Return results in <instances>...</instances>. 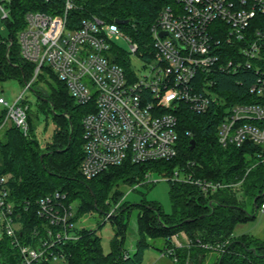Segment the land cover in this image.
<instances>
[{
	"label": "built area",
	"instance_id": "1",
	"mask_svg": "<svg viewBox=\"0 0 264 264\" xmlns=\"http://www.w3.org/2000/svg\"><path fill=\"white\" fill-rule=\"evenodd\" d=\"M10 1L0 0L2 18L9 14ZM62 3L60 12L54 14L26 12L17 38L21 56L35 63L32 79L47 66L64 82L76 103L91 107L81 118L83 157L79 170L84 177H93L126 161L140 163L176 157V111L180 103L195 112L223 103L214 90V72L241 68L257 74L248 88L256 98L229 107L218 125L217 140L223 146L250 144L251 156L264 160V0L167 3L148 29L147 54L116 21L92 15L68 27V14L76 4L74 0ZM175 5L178 8H173ZM161 31H167L174 39L160 35ZM118 36L128 42L129 52L143 59V68L149 64L147 73L138 74L130 63L127 69L114 60L119 48L112 38ZM31 80L24 86L29 87ZM0 104L5 110L0 128L8 120L26 135L29 126L22 93L10 103L0 96ZM172 173L174 178L170 180L194 185L202 193L241 182L223 183L184 173L177 167ZM28 204L26 201L24 209ZM117 206L110 208L106 217ZM258 209L263 211L264 203ZM33 215L38 221L27 233L22 232L7 176L0 175V234L9 238L19 255L18 264H56L64 260V244L78 238L73 203L67 201V194L56 190L37 198ZM170 241L166 252L176 260L174 249L181 244L173 238ZM201 245L222 249L221 244Z\"/></svg>",
	"mask_w": 264,
	"mask_h": 264
},
{
	"label": "trees",
	"instance_id": "2",
	"mask_svg": "<svg viewBox=\"0 0 264 264\" xmlns=\"http://www.w3.org/2000/svg\"><path fill=\"white\" fill-rule=\"evenodd\" d=\"M74 1L76 7L68 14L71 23H68V27H73L82 17L92 15L108 22L116 21L119 28L129 34L145 54L150 48V25L165 4L176 0ZM62 2H8L9 14L2 19L6 20L9 34L6 37L0 34V81L15 79L25 85L32 79L35 63L21 56L17 38L25 24V13L42 11L54 14L60 12ZM115 47L119 51H116L118 54L114 60L128 69L126 52ZM45 73L55 80V85L45 78ZM256 77L257 74L248 68L234 72H214V90L223 103L212 104L203 112H195L186 103H180L176 111L178 151L173 159L140 163L126 161L87 178L79 170L83 157L81 118L91 107L76 103L64 82L49 67L43 66L29 87L41 104L54 112L57 127L52 140L44 147L39 146L31 132L28 107V133L24 135L11 123L3 129V137L0 138V175L7 176L11 198L18 207L22 232L27 233L31 225L38 221L33 215L34 204L43 195L56 190L65 192L67 201L77 202L74 220L80 213L94 209L106 214L121 197L122 185H132L144 179L147 172L168 175L177 167L184 173L190 172L194 176L223 183L241 182L211 193H202L194 185L170 180L169 195L173 208L170 214H164L158 204H135L139 207L137 223L140 237L132 254L125 249V226L118 218L131 204L118 205L107 217L116 225L110 251L103 252L100 237L93 229L75 226L78 238L64 244L66 255L62 261L66 264H138L142 249L147 245L144 235L163 237L167 248L171 246V235L183 231L190 244L174 249L177 257L175 264H201L209 253H213V258L208 264H264V239L248 233L233 232L238 223L252 219L260 204L264 203V160L255 161L249 153L253 150L250 144L223 146L217 140L218 125L229 107L235 102L256 98L248 91ZM44 83L46 87L42 85ZM4 111V108L0 110V123ZM191 139L194 140L192 147ZM247 168L249 170L246 172ZM238 190L252 201L251 212L239 203ZM109 199L114 201L113 206H110ZM26 201L29 204L24 209ZM249 213H253V216ZM201 244H221L222 249ZM18 261L19 255L12 248L9 238L0 234V264H18ZM38 264L55 263L47 261Z\"/></svg>",
	"mask_w": 264,
	"mask_h": 264
},
{
	"label": "rangeland",
	"instance_id": "3",
	"mask_svg": "<svg viewBox=\"0 0 264 264\" xmlns=\"http://www.w3.org/2000/svg\"><path fill=\"white\" fill-rule=\"evenodd\" d=\"M173 5V3H171ZM173 7V6H172ZM173 8H178L175 5ZM0 34L6 37L9 34L8 25L6 20L2 19L0 11ZM112 41L121 49L126 52L129 63L134 67L138 74H145L149 69V64L146 67H142L144 61L134 52H129L128 42L122 37H113ZM45 78L52 84H56L55 80L45 73ZM37 84V83H36ZM34 84V86H36ZM39 84V83H38ZM45 85L46 83L42 84ZM20 93L23 96V103L27 105L30 112V124H32V134L37 140L40 147L52 140L54 131L57 127V122L54 118V112L49 110L41 101L37 98V95L30 87H26L20 84L15 79H8L0 81V96H2L8 103L12 102ZM3 108L0 104V110ZM56 113H59L56 111ZM10 123L6 121L0 128V138H2L3 129ZM257 162V160L255 159ZM254 161V162H255ZM253 165V162H252ZM181 177V174H179ZM174 178V174L170 173L164 175L153 171L144 176V179L134 182L132 185H122V195L118 199V205H129L128 209H124L120 215L119 220L124 223V246L127 253L132 254L134 251L135 243L140 237L138 229L137 215L139 207L135 204L148 203L158 204L161 206L164 214H170L172 212V203L169 195L170 179ZM237 199L241 205H243L249 212H251L252 201L237 191ZM110 200V206L114 205V201ZM73 203V211L77 212V202ZM77 228L93 229L95 233L100 237V244L104 253L110 251V241L116 234V225L106 217L104 212L99 210H91V212L80 213L74 222ZM234 234L248 233L255 237L264 239V210L257 209L255 216L245 222L238 223L234 230ZM177 243L181 244L179 247H184L185 243L189 241L186 234L183 231L171 235ZM170 237V240L172 238ZM146 246L142 249L141 260L138 264H175L173 256H170L166 252L165 240L163 237L144 235ZM171 242V241H170ZM213 258V253H209L206 259L201 264H208ZM56 264H66L64 261L59 260Z\"/></svg>",
	"mask_w": 264,
	"mask_h": 264
},
{
	"label": "water",
	"instance_id": "4",
	"mask_svg": "<svg viewBox=\"0 0 264 264\" xmlns=\"http://www.w3.org/2000/svg\"><path fill=\"white\" fill-rule=\"evenodd\" d=\"M160 35H165V34H167V35H169L171 38H173L172 37V35L170 34V33H168L167 31H161L160 33H159ZM174 39V38H173ZM190 145H191V147L194 145V140L193 139H191V141H190ZM253 201H255V198L253 199ZM255 209H256V206H255ZM251 216H253V213H249Z\"/></svg>",
	"mask_w": 264,
	"mask_h": 264
},
{
	"label": "crops",
	"instance_id": "5",
	"mask_svg": "<svg viewBox=\"0 0 264 264\" xmlns=\"http://www.w3.org/2000/svg\"><path fill=\"white\" fill-rule=\"evenodd\" d=\"M240 234V233H239ZM133 248H135V247H133Z\"/></svg>",
	"mask_w": 264,
	"mask_h": 264
}]
</instances>
